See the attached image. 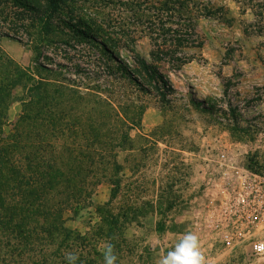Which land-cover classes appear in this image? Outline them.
<instances>
[{"label": "rangeland", "instance_id": "obj_1", "mask_svg": "<svg viewBox=\"0 0 264 264\" xmlns=\"http://www.w3.org/2000/svg\"><path fill=\"white\" fill-rule=\"evenodd\" d=\"M6 159L19 183L55 163L108 169L65 212L78 264H104L109 243L117 264H154L189 230L204 264H257L211 213L220 160L264 175V0H0V169ZM16 182L2 179L4 199L40 194ZM106 210L134 218L111 227ZM24 227L38 232L34 218Z\"/></svg>", "mask_w": 264, "mask_h": 264}, {"label": "trees", "instance_id": "obj_2", "mask_svg": "<svg viewBox=\"0 0 264 264\" xmlns=\"http://www.w3.org/2000/svg\"><path fill=\"white\" fill-rule=\"evenodd\" d=\"M143 66L147 69L145 62H143ZM40 85L46 86L44 89L49 90L48 84L37 82V86ZM1 154L3 153L1 152ZM69 157L77 158L78 155L72 153L69 154ZM2 161L4 164L3 159ZM5 164H8L7 168L3 166L0 169L1 186H3L2 179L7 177V179L10 178L16 182V177L19 176L14 160L6 159ZM107 171V168L94 164L55 163L49 168L42 166L35 170L34 173L37 175L35 181H31V179L27 181L24 177L25 181L22 180L20 183L16 182L12 185L15 189L21 190L25 184H32V186L36 184V190L40 194L37 192L39 195L32 197L31 200L16 202L14 198L7 200L0 195L2 203L0 208L3 211H8L6 214L0 212V222L10 226L7 230H2L4 235L1 236L5 237V231L11 232L12 230V236L8 235L6 240L0 243V264H67L65 251L72 246L71 243L76 242V239L73 238V231L65 224V212L70 209H81L83 205H87L99 182L100 175ZM113 181L116 182L115 188L119 190L122 186L121 181L119 179ZM21 205H29L32 211H28L25 216L21 211ZM120 215L121 213L115 214L108 211L104 221L111 227L121 228L123 224L120 218H123V222L131 221L134 218L128 211H124V214ZM30 218L36 220L37 233L34 228L27 230L24 227L25 222ZM35 246L38 248L36 247V249ZM53 246L57 248L49 252ZM52 255L57 259L53 257L54 260L52 258L53 261H51ZM76 264H78V260Z\"/></svg>", "mask_w": 264, "mask_h": 264}, {"label": "built area", "instance_id": "obj_3", "mask_svg": "<svg viewBox=\"0 0 264 264\" xmlns=\"http://www.w3.org/2000/svg\"><path fill=\"white\" fill-rule=\"evenodd\" d=\"M220 162L224 177L221 202L211 216L216 214L227 243H246L257 264H264V175L241 169L233 162Z\"/></svg>", "mask_w": 264, "mask_h": 264}, {"label": "clouds", "instance_id": "obj_4", "mask_svg": "<svg viewBox=\"0 0 264 264\" xmlns=\"http://www.w3.org/2000/svg\"><path fill=\"white\" fill-rule=\"evenodd\" d=\"M104 264H117V255L112 244H106L103 250ZM67 264H76L78 257L68 253L65 257ZM154 264H204L197 235L186 231L175 246L166 253L161 251L155 258Z\"/></svg>", "mask_w": 264, "mask_h": 264}]
</instances>
